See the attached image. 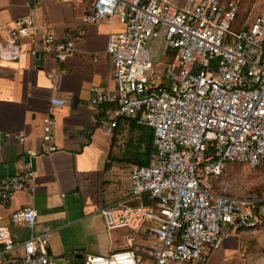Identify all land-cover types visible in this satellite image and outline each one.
I'll return each instance as SVG.
<instances>
[{
  "label": "built area",
  "instance_id": "obj_1",
  "mask_svg": "<svg viewBox=\"0 0 264 264\" xmlns=\"http://www.w3.org/2000/svg\"><path fill=\"white\" fill-rule=\"evenodd\" d=\"M83 1L84 25L116 20L121 26L108 35L106 47L114 90L92 87L90 103L115 105L101 120L109 132L118 119L136 117L152 131L154 147L148 165L128 173V198L146 196L153 203L122 202L99 212L108 230L152 225L158 243L88 256L84 264H207L208 252L227 237L225 226L246 231L259 223L249 201L213 191V180L228 164L252 170L264 165V11L249 21L243 0ZM7 35L15 47L25 38L38 39L40 50L66 61L82 32L62 42L45 27L39 33L34 20L25 18ZM155 41L172 52L171 60L154 62L149 46ZM51 125L46 117L41 150L27 151L22 172L0 184L4 202L32 189L35 157L57 150L50 145ZM36 216L33 207L24 206L10 222L32 229ZM52 263L48 235L17 244L10 228L0 225V264Z\"/></svg>",
  "mask_w": 264,
  "mask_h": 264
},
{
  "label": "crops",
  "instance_id": "obj_2",
  "mask_svg": "<svg viewBox=\"0 0 264 264\" xmlns=\"http://www.w3.org/2000/svg\"><path fill=\"white\" fill-rule=\"evenodd\" d=\"M259 1H242L249 21L264 11L256 12ZM85 7L83 0H0V184L22 172L27 151L41 150L46 117L52 122L50 145L57 148L32 160V189L7 202L0 198V225L10 228L17 244L33 235H48L52 264H84L88 256L158 247L152 225L139 231L108 230L99 212L110 204L137 203L128 198V173L139 163L133 160L146 161L145 143H140L150 131L136 117H122L109 132L101 120L115 105H91L92 87L114 90L106 47L108 35L121 26L116 20L84 25ZM25 18L34 20L39 33L45 27L62 42L82 32L73 55L60 61L40 50L38 39L25 38L12 46L7 30ZM150 148L154 153L153 144ZM135 149L141 156L125 161ZM24 206L36 211L32 229L10 222L11 214ZM224 230L227 237L206 258L214 254L211 264H241V258L247 260L242 240L253 230L237 231L230 225ZM15 254L20 258L19 248Z\"/></svg>",
  "mask_w": 264,
  "mask_h": 264
},
{
  "label": "rangeland",
  "instance_id": "obj_3",
  "mask_svg": "<svg viewBox=\"0 0 264 264\" xmlns=\"http://www.w3.org/2000/svg\"><path fill=\"white\" fill-rule=\"evenodd\" d=\"M173 2L181 4L183 0H173ZM261 9H264V2L260 0L256 12ZM149 50L153 54V60L157 65L162 64L165 55L168 54L164 45L162 47L156 41L150 44ZM155 67L153 66V69ZM226 168L227 171L224 176L215 182L213 191H224L230 196L249 201V207L252 212H257L255 215L259 222L255 230L246 231V235L242 240L247 253V260H243V262L241 258V264H264V165L256 170L249 169L242 164H228ZM213 255L207 256V264H211Z\"/></svg>",
  "mask_w": 264,
  "mask_h": 264
},
{
  "label": "trees",
  "instance_id": "obj_4",
  "mask_svg": "<svg viewBox=\"0 0 264 264\" xmlns=\"http://www.w3.org/2000/svg\"><path fill=\"white\" fill-rule=\"evenodd\" d=\"M172 59V53H171V57L170 58H166V60L165 61H169V60H171ZM144 128H145V126H144ZM143 128V129H144ZM146 129L147 130H149L150 132H149V135L148 136H146V137H144L145 139H141V143H140V146L142 147V144L143 143H145V149H144V151H143V154L144 155H146V157H147V159H146V161L145 162H143V160L145 159L144 157H143V159H141V160H133V161H135V162H139V163H137V165H139V166H146V164H147V161H148V159L149 158H151V153H153V151H152V149L150 148V145L152 146V131L148 128V127H146ZM140 147V148H141ZM139 148V147H138ZM129 154V153H128ZM136 155H138V156H141V154L139 153H136V149L135 150H133V153H132V155L130 154L129 156H130V158L129 159H127V158H124V160L125 161H132V159L134 158L135 159V156ZM150 160V159H149ZM143 162V163H142ZM227 167V166H226ZM225 167V170H224V172H223V174L218 178V179H220L222 176H224V174H225V172L227 171V168ZM261 167H263V166H260L259 168H257V169H260ZM254 170H256V169H254ZM218 179H216V180H213V188L215 187V182L218 180ZM147 197L146 196H143V198L141 197L139 200L138 199H135L136 200V202L137 203H139V202H142V203H144V204H146V205H148V204H152V200H147L146 199ZM138 200V201H137ZM137 203H134V204H132V205H135V204H137ZM255 213L257 214V212H253V214L255 215ZM256 216V215H255ZM263 225H264V221H263Z\"/></svg>",
  "mask_w": 264,
  "mask_h": 264
},
{
  "label": "water",
  "instance_id": "obj_5",
  "mask_svg": "<svg viewBox=\"0 0 264 264\" xmlns=\"http://www.w3.org/2000/svg\"><path fill=\"white\" fill-rule=\"evenodd\" d=\"M37 57L39 58V61H41L42 54H41V53H38V54H37Z\"/></svg>",
  "mask_w": 264,
  "mask_h": 264
}]
</instances>
